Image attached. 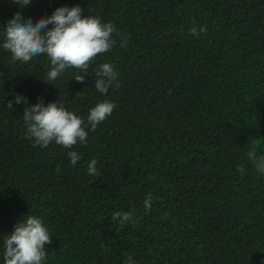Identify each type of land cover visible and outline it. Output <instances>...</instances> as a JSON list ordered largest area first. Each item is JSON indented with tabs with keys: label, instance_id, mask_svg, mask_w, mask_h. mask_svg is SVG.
Listing matches in <instances>:
<instances>
[{
	"label": "trees",
	"instance_id": "trees-1",
	"mask_svg": "<svg viewBox=\"0 0 264 264\" xmlns=\"http://www.w3.org/2000/svg\"><path fill=\"white\" fill-rule=\"evenodd\" d=\"M76 5L130 34L128 45L117 38L83 82L76 68L46 82V55L12 61L4 32L17 12L35 22ZM194 21L206 28L199 36ZM104 62L119 72L106 94L95 88ZM41 98L86 124L97 103L117 107L88 126L86 145L42 148L24 122ZM253 147L264 156V0H0V264L4 237L29 215L52 236L43 264H126L128 255L135 264H264V174L247 162ZM72 150L82 157L75 166ZM92 159L98 176L88 173ZM133 208L135 225L112 220Z\"/></svg>",
	"mask_w": 264,
	"mask_h": 264
},
{
	"label": "clouds",
	"instance_id": "clouds-1",
	"mask_svg": "<svg viewBox=\"0 0 264 264\" xmlns=\"http://www.w3.org/2000/svg\"><path fill=\"white\" fill-rule=\"evenodd\" d=\"M13 2L23 8L32 0ZM83 11L80 5L62 6L51 16L41 17L35 22L31 18L24 19L22 13L17 12L5 26L3 48L11 53L13 62L27 63L34 57L46 55L51 64L44 79L46 82L56 81L69 68L80 70L74 76L76 81L83 82L90 65L99 54L107 53L116 46L117 38L121 47H126L131 38L130 34L122 36L115 23L102 22L99 16H84ZM49 25L52 27L49 28ZM189 31L193 36H199L206 28L194 21ZM95 77V88L100 93L106 94L113 86L119 87V72L112 63L99 64ZM15 103L27 105L28 99L17 94ZM7 107L13 109V101L9 100ZM116 107L110 100L97 103L87 115L86 124L85 117L68 110L61 100L45 104L41 98L38 103L24 109L25 135L34 141V145L42 148H47L53 142L66 149H72L78 143L86 145L88 126L91 131H95L101 122L112 115ZM67 155L73 166L82 158L75 150L69 151ZM247 162L254 165L258 174H264V156L258 157L255 147L247 152ZM237 171L243 175L245 165L241 164ZM88 173L99 175L96 159L89 161ZM152 205V193H149L144 200V212H151ZM135 212L134 208L131 211H117L112 220L118 221L120 227L135 225L138 223ZM51 243L52 236L43 219L35 215L24 216L15 225L14 231L4 237V264H43L47 256L46 245ZM126 264H135L131 255L127 256Z\"/></svg>",
	"mask_w": 264,
	"mask_h": 264
}]
</instances>
